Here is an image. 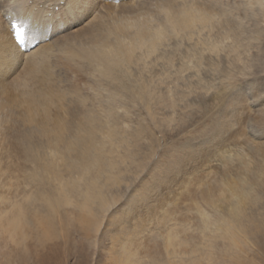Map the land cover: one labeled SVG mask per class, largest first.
Listing matches in <instances>:
<instances>
[{"label":"rangeland","instance_id":"1","mask_svg":"<svg viewBox=\"0 0 264 264\" xmlns=\"http://www.w3.org/2000/svg\"><path fill=\"white\" fill-rule=\"evenodd\" d=\"M26 1L0 0V13L21 16ZM143 1L103 9L101 21L157 20L166 1ZM213 1L223 11L211 12L213 26L171 34L157 51L137 49L108 69L50 48L7 68L0 264H264V93L255 91L264 77V0ZM230 19L234 29L223 23ZM95 27L81 46L62 29L71 54L93 50L104 33ZM246 80L256 84L237 95L234 85ZM235 185L246 196L241 215L228 202L206 203ZM193 204L228 228H206Z\"/></svg>","mask_w":264,"mask_h":264},{"label":"bare ground","instance_id":"2","mask_svg":"<svg viewBox=\"0 0 264 264\" xmlns=\"http://www.w3.org/2000/svg\"><path fill=\"white\" fill-rule=\"evenodd\" d=\"M17 1L18 0H14V2H16V3H17ZM28 1L29 0H27L26 2H20V5L22 3V8H25L24 9L25 12L21 16L15 15L12 13H6L5 15L0 13V57H3L5 65H7L8 62L10 63V61H11L12 64L10 66H12L15 62L19 63L20 60H21L20 64H22V62H23L22 57H24V56H28L27 58H29V56H31V58H32V56H33L34 57L33 59H36L35 57L42 59L45 56H48V52H49L48 48H50V51L53 50L54 53H56V51L60 52L62 50H65V51L67 50V52L65 54L67 57L69 55H71V56H74L75 54L79 55L77 58H74L75 59L74 61H76V59H78L82 62L85 60V58H88V61L90 62V64H93V65L96 64L99 67L108 69L109 67L111 68L112 64H114L115 62L117 63L122 57L132 56L136 52L137 49H141V48L145 47L150 54L153 53L158 48V46L160 44L164 43L169 38V36L171 34H175V35L179 36L178 34H181V33L186 34L188 32H193L195 29H197V27L199 28V27L213 26L215 24L216 15L212 14L211 12L216 11L215 13H217V14H221L223 12L222 10H221L222 12H219L220 11L219 8L216 9L217 8L216 5H219V3L217 4L213 0H168V1L165 0L166 3H163L159 7L160 16L158 17L157 20H156V18H155V20H153V19L149 20L148 16H146L147 18L146 17L145 18L148 19V20L145 19L146 21L142 18L144 21H141V22L139 21L138 23L136 22V24H133V23L125 24L126 22L124 24H122L123 22L121 23L119 21H118L119 23L117 21H116L117 23H115L114 22L115 20L112 21L114 23H111V21L110 22L109 21H101L102 15H100V14H102V13H100V12L103 9L114 10L116 8H119V7H121L120 6L121 4L126 3L130 0H122V3H116L115 2L116 0H96V4H95L93 9H91L87 12L82 11V12L73 13L71 16V19H69V5L65 4V0H48L47 1L48 3H44L43 5H41L42 7H39V5H38V2L40 0H34L33 2H36V6H38V8H36V9H34L35 8L34 6L32 8L29 7ZM131 1H133L132 3L135 4V3H139L143 0H131ZM146 1H149V0H146ZM153 1L157 2L160 0H152V4L154 3ZM260 1L261 0H250V3H255V2L258 3ZM143 3H144V1H143ZM261 3H263L262 5L264 6V2H261ZM140 4H142V2ZM158 4H160V3H158ZM158 4H156V5H158ZM0 5H2V4H0ZM135 5H137V4H135ZM143 5L147 6L148 4L146 5L144 3ZM156 5L154 4L155 7L154 6L153 7L156 8ZM131 6H129L130 9H131ZM1 7L2 6H0V8ZM134 7H137V6H134ZM147 7H149V6H147ZM132 8H133V6H132ZM142 9H143V7H142ZM211 9H212V11H211ZM119 10H121V9H119ZM124 12H127V11H124ZM137 12H139V9ZM145 12H147V11H145ZM263 12H264V10H263ZM47 13H48V15H47ZM110 13H112L111 15H113L114 12H110ZM146 14H148V13H146ZM223 14H225V13H223ZM99 15L101 16V18H99ZM118 15L121 16V13ZM142 15L144 16V14H142ZM151 15H153V14H150V16ZM133 16L135 17V15H133ZM103 17H105V16H103ZM24 18H25V20L28 19L29 22L32 21V25H30L28 27V29H29L28 34L29 35H31V33H33V32L41 33L42 29L44 31V33H43L44 44L41 43L39 46H36V48L34 50L31 49V50H27L25 52L21 51L22 50L21 47L19 49L17 48V46H16L17 42L15 40V35H14L15 30L12 29V23L14 21H16V22H18V20L23 21ZM152 18H154V17H152ZM30 19H31V21H30ZM135 19L136 18H134V20ZM126 21H128V20H126ZM29 22H28V24H29ZM224 22L227 24V26H229V28L234 29V26H233L235 23L234 20H231V19L230 20H224L223 23ZM96 23H98L99 26L101 25L100 28H103V30H101V31H104V33H103L102 37L99 38L94 45H93V43H91L93 45L91 47V49H93V50H89L90 52H88V51L83 52V50H81L83 53L81 51H79L78 53H74V51H76V50H74L72 52L73 54H71L70 51H72L73 49L69 48V44L72 45V47H73V44H72V42L71 43L69 42V44H68V42L66 40L67 37L64 36V32L62 31V29L64 27H66L68 29L69 28L73 29L72 31L76 32L77 34L71 38H72V40L75 41V44H77V45L80 44V46H81L82 45L81 43L84 42V38L86 36H90V34H91L92 36H90V37L96 38V36H93V34L90 33L92 31H94L93 33H95L94 29H96V27H95ZM80 24L83 27H80L79 26ZM74 25L75 26L77 25L79 27L74 29V28H72V27H74ZM80 28L83 29L82 30L83 32H81V33L78 32V31H80ZM28 34H26V39H27ZM50 34L53 35V39H52L53 41L51 43L47 44V42L45 43L46 35H50ZM82 34H85V36L81 37ZM32 44L36 45L35 41H29V42L25 43L24 49H27V47L32 45ZM83 46L86 48L85 45H83ZM83 46H82V48H83ZM68 48L70 49V51L68 50ZM69 59L71 60L72 57L69 56ZM127 60H129V59H127ZM29 63L31 64L33 62H29ZM30 64H29V66H30ZM24 65H23V67H24ZM33 65L37 66V64L35 62H34V64H32V66ZM75 66H77V64ZM113 67H114V65H113ZM79 68H81V67H79ZM93 69H95V68H93ZM25 70L26 69H24V71ZM34 71H35V69H34ZM22 74H24V73H22ZM27 74H29L30 76L33 75L31 71H29ZM27 74H25L23 76H28ZM26 80H27V78H26ZM4 86H6V85H4ZM16 87H17V85H16ZM18 87H20V86H18ZM1 102H2V100H1ZM4 105H3V107H4ZM0 108H2L1 104H0ZM108 114L110 115V113H108ZM226 184L227 183H222L220 185L221 191L224 190V186ZM3 186H6V185H3ZM1 187H2V185H1ZM243 190L244 189H241V190L237 189L236 185H235V186L231 187L225 195H222V196L219 195V196H217L216 199L213 196L208 195L210 200H208L206 198H204V199H205L206 203L213 204L218 208L220 207L219 203L223 204V202H226V203L228 202V204H227V205H229L228 208H230L233 211V213H237L238 215L239 214L241 215L244 208H245V203H246V196L244 195V193L241 194V192ZM193 207L199 213L200 221H201L202 225H204L206 228H209L211 225H215L216 231H218V230L222 231L223 229L226 230V228H228V226H227L228 221L223 220L221 217L213 218L212 216L208 215L205 211H203L201 208L202 206L200 207L199 204H193ZM193 207H192V209H193ZM195 209H193V210H195ZM236 219H237V217L234 218V221ZM18 223L13 222V225L17 226ZM228 224H229V222H228ZM177 234H178V232H176L175 230L173 232H171L170 233V238H171L170 240L172 243H174L173 246L175 247L176 251L179 252L177 246H181V244H183L184 241L181 239H176V237L178 236ZM230 237L232 239L234 238V236H232V235ZM231 238H230V240H231Z\"/></svg>","mask_w":264,"mask_h":264},{"label":"snow or ice","instance_id":"3","mask_svg":"<svg viewBox=\"0 0 264 264\" xmlns=\"http://www.w3.org/2000/svg\"><path fill=\"white\" fill-rule=\"evenodd\" d=\"M65 4L69 5V19H71L73 13L82 12V11L87 12L93 9L96 4V0H65ZM12 27L15 30L14 35H15V39L18 41L16 45L18 49L23 44L29 41H35L36 46H39L40 43L44 42L43 36L39 32L31 33V35H28L26 39L27 27H28L27 20L14 23ZM9 66L10 63L8 65H5L3 57H0V77L3 76V73L7 71V68ZM254 84H256V82L252 80L240 81L234 85V89L237 95L245 96L249 94ZM255 91L264 93V77L261 78V82L259 84H256ZM252 94H255V92L253 91ZM260 103L264 104V98L260 100ZM257 106L258 105H254V107ZM258 139H264V135L258 137ZM134 193H135V189H133V191L129 193V196L133 195Z\"/></svg>","mask_w":264,"mask_h":264}]
</instances>
